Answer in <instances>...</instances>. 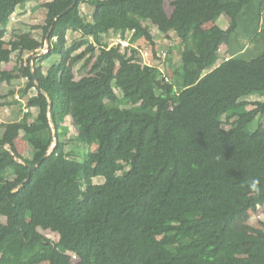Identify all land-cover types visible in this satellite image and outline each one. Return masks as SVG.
<instances>
[{"label":"trees","instance_id":"16d2710c","mask_svg":"<svg viewBox=\"0 0 264 264\" xmlns=\"http://www.w3.org/2000/svg\"><path fill=\"white\" fill-rule=\"evenodd\" d=\"M30 1L0 0V83L25 79L5 97L25 99L27 109L0 137V264H264V221L238 227L264 205V124L251 128L264 100L246 99L264 97V0H172V14L165 0H77L63 15L74 0H52L41 39L7 41L12 15ZM83 4L94 7L91 16ZM222 15L226 28L206 26ZM153 27L181 39L180 66L167 69L170 51L161 59ZM72 30L81 35L70 43ZM130 30L145 43L110 46ZM248 42L263 45L249 60ZM80 62L86 75L76 79ZM68 116L82 159L61 138ZM21 134L32 158L18 151ZM40 160L34 170L24 164ZM32 202L65 222L57 241L30 223Z\"/></svg>","mask_w":264,"mask_h":264},{"label":"rangeland","instance_id":"374dc122","mask_svg":"<svg viewBox=\"0 0 264 264\" xmlns=\"http://www.w3.org/2000/svg\"><path fill=\"white\" fill-rule=\"evenodd\" d=\"M52 0H32L30 1L24 8H19L11 17V21L8 26V33L6 35V40L9 41L12 38H15L19 35H27L31 37L42 38L43 37V26L45 24L46 16H47V4H50ZM172 0H165V7L169 14L173 11V6L171 4ZM83 12H86L88 16H91L94 10V7L90 4H83L82 6ZM214 24H218L224 28L229 25V18L226 15H222L218 21L215 23H208L206 26L211 27ZM153 33L155 35V41L157 44L162 45L161 47H169L170 45L174 44V48L170 49L171 60L167 65V69L173 70L174 68L178 67L182 63V51H181V39L175 32H171L170 36H164L156 27H153ZM81 33L78 31H70L69 32V42L72 43L75 39L80 37ZM134 37V35H133ZM238 38L242 39V36H238ZM110 40V39H109ZM114 40H112L113 43ZM137 42L144 44V40L142 38L138 39ZM249 45L244 48L246 55L244 58L251 59L259 54V51L263 48L261 43H250ZM48 43L45 42V47L42 49L39 54L46 53L48 51ZM83 50V49H81ZM249 52V53H248ZM221 57L219 62L223 61L225 55L228 53V47L223 45L221 47ZM248 53V54H247ZM17 55L15 53L13 59L9 63H4L3 68L5 70H12L16 66L17 63ZM30 54L26 56V59L29 57ZM59 58L57 56H53L52 58L46 60L44 62V67L47 69L52 63L57 61ZM151 61L150 56L147 62ZM150 63V62H149ZM151 64V63H150ZM158 65H161V62H157ZM82 62L76 64L75 70L81 71L80 66ZM152 65V64H151ZM80 69V70H79ZM86 75L84 71L77 73V78L80 79ZM116 92L119 95H122V90L118 85H114ZM0 92L2 90L0 89ZM249 101H257V100H264V97L259 95H252L247 97ZM25 103V102H24ZM23 103V104H24ZM25 105V104H24ZM131 106V104H128ZM136 110H138V105L133 106ZM255 105H249V109H253ZM15 112L19 111V106H13L12 108ZM35 116L38 113V110H34ZM6 116V115H5ZM7 117L11 118L9 115ZM259 124H264V117H258L255 122L252 123V130H255L259 127ZM225 127H230L228 124H224ZM60 133L61 138L67 143L66 150L70 152L71 156L77 157L82 159L83 154L86 150L85 147L80 145L77 140L75 139L76 136V128L73 125V120L70 116L61 119L60 121ZM54 142V146H55ZM18 151L20 154L24 155L26 158H32L34 155L33 147L31 144L26 141L23 136L19 137L16 142ZM94 150L98 149V144H95ZM104 179L99 177L96 179V182H102ZM37 203V204H35ZM31 210L29 212L28 218L30 223L34 228L39 229L43 234L49 237L53 241H57L60 237L61 231L65 226V222L61 219L55 218L53 216H45L39 207L38 202L31 203ZM0 221L7 222V214L3 208H0ZM264 221V205L260 206L257 211H249L241 221L238 222V227L242 230H247L248 226H255L261 227V222ZM78 260L77 257H74L73 261L76 263ZM40 264H48L47 262H42Z\"/></svg>","mask_w":264,"mask_h":264},{"label":"crops","instance_id":"0c3cea01","mask_svg":"<svg viewBox=\"0 0 264 264\" xmlns=\"http://www.w3.org/2000/svg\"><path fill=\"white\" fill-rule=\"evenodd\" d=\"M32 63H33V60H32ZM25 82H26L25 79H21V80L16 81L13 85H9L6 82L0 83V89L2 90V92H0V95L4 94V95L0 96V137L2 136V134L5 130V128L7 127L8 123L10 121H15V120L21 119L23 116V109L27 110L25 108V105H24V104H26L25 99H20L21 100L20 103H15V102H12V101H14L12 96L5 97V95L11 89L19 90L21 87H23V84H25ZM36 93H37L36 89H32L30 91V95H35ZM16 97H19V94H17ZM14 105L19 106L18 112H15L14 109H9V108H12ZM34 110H36V109L35 108L32 109L33 116L30 120L31 122H33L35 120V117H36ZM7 115H9L11 118L7 117ZM22 135L23 134H21L19 137H21ZM18 138H17V140H18ZM17 140H16V142H17Z\"/></svg>","mask_w":264,"mask_h":264},{"label":"built area","instance_id":"2783aa9c","mask_svg":"<svg viewBox=\"0 0 264 264\" xmlns=\"http://www.w3.org/2000/svg\"><path fill=\"white\" fill-rule=\"evenodd\" d=\"M134 33H135V30L127 31L125 37L119 36L113 39L114 41L113 43L110 44V46H113L116 44V45L121 46L123 50L125 48H136L139 42L132 40ZM173 46L174 44L170 45V43H169V47L167 48L159 46L158 52H159V56L161 57V59L169 55L170 48H172ZM140 53L142 54L145 63H148V64L152 63V61H149L150 63L147 62L149 56L151 57V51L147 47L140 48Z\"/></svg>","mask_w":264,"mask_h":264},{"label":"water","instance_id":"95a60500","mask_svg":"<svg viewBox=\"0 0 264 264\" xmlns=\"http://www.w3.org/2000/svg\"><path fill=\"white\" fill-rule=\"evenodd\" d=\"M76 2H77V0H74V2L71 4V6H70L68 9L64 10L60 15H63V14H65V13H67L69 9H71V8L74 7V5L76 4ZM60 15H59V16H60ZM59 16H57L56 19H58ZM46 43H48L47 46H49V42H48L47 40H46ZM45 48H47V47H45ZM41 54H42V53H41ZM37 56H38V55H35V56L33 57V61L36 59ZM52 105H53L52 102H50V107H49L50 110H51V108H52ZM51 125H52V128H53L54 132H56V127H55L53 121H52V124H51ZM55 139H56V143H55V146H56V144H57V138H55ZM7 148L11 149L10 146H7ZM53 148H54V145H52V146L47 150V152L45 153L43 159L46 158V157H47V156L53 151ZM14 157H15L16 159H19L18 156H17V154H14ZM43 159H42V160H43ZM42 160H40V161H39L37 164H35V165H31V164H29V163H27V162H24V164H26L31 170H34V169H36V168L41 164Z\"/></svg>","mask_w":264,"mask_h":264},{"label":"clouds","instance_id":"9594fccd","mask_svg":"<svg viewBox=\"0 0 264 264\" xmlns=\"http://www.w3.org/2000/svg\"><path fill=\"white\" fill-rule=\"evenodd\" d=\"M259 181L257 180H252L251 183H250V187L255 190V191H259L257 185H258Z\"/></svg>","mask_w":264,"mask_h":264}]
</instances>
